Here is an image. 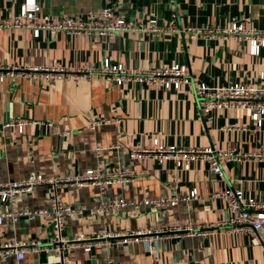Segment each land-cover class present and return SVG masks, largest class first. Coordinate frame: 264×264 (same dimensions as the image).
I'll use <instances>...</instances> for the list:
<instances>
[{"label": "crops", "instance_id": "1", "mask_svg": "<svg viewBox=\"0 0 264 264\" xmlns=\"http://www.w3.org/2000/svg\"><path fill=\"white\" fill-rule=\"evenodd\" d=\"M36 1L41 14L85 17L88 10L108 6L128 20L156 18L161 26L173 24L176 30L112 36L41 30L36 37L30 27L2 29L0 119L21 117L36 123L24 126L22 132L15 127L0 129V183L33 173L45 178L77 174L95 170L99 163L104 171L125 168L134 172V180L113 183L102 194L96 186L62 189L66 204L76 209L85 207L65 218L62 233L66 239L160 228L164 232L158 240L161 264H264V242L216 224L228 218L229 210L225 201L212 196L217 189L233 187L241 188L245 196L264 200V130H253L251 112L246 108L214 109L208 119L195 93L201 82L264 83V47L254 56L247 41L220 31L233 20L264 31V0ZM22 2L0 0V18L17 16ZM106 58L127 70L185 64L191 82L178 89L133 81L119 86L92 72L76 82L63 78L50 83L32 78L26 69L53 66L75 71L88 66L98 70ZM7 66L18 70L7 73ZM96 117L122 121L91 129L89 122ZM45 121L55 126L42 124ZM59 131L69 134L61 137ZM154 139L166 145L235 148L236 157L220 159L222 176L201 160L185 170L172 160L158 163L151 156L130 158L132 147L148 145ZM97 147L103 148L98 155ZM192 189L197 192L195 198L188 197ZM51 193L49 186H35L18 196L16 206L43 207ZM169 196L179 198L175 205L143 203ZM117 199L132 203L117 212L90 210L101 201ZM7 207L0 201V211ZM189 226H202L207 232L191 235L186 230ZM51 236L49 222L41 217L6 219L0 226V242L17 237L47 243ZM68 257L73 264H149V254L141 242L101 243L90 252L75 246L69 249ZM15 261L14 254L0 256V264ZM19 263L59 264V256L50 248L26 249Z\"/></svg>", "mask_w": 264, "mask_h": 264}, {"label": "built area", "instance_id": "2", "mask_svg": "<svg viewBox=\"0 0 264 264\" xmlns=\"http://www.w3.org/2000/svg\"><path fill=\"white\" fill-rule=\"evenodd\" d=\"M40 5L36 0H23L20 11L14 18H0V31L8 27H30L33 36H38L41 30L52 33L63 31L69 35H98L112 36L115 33L130 32H159L176 28L173 24L163 27L156 18L147 21L128 20L125 16L115 13L111 7L104 6L97 9L88 10L85 17L73 16H52L41 14ZM210 30V29H209ZM197 31H201L198 29ZM223 34H229L239 41H247L250 53L258 55L260 49L264 47V31L255 28H246L241 23L233 20L229 27L221 28ZM7 73L17 71L16 66H7ZM32 78H41L50 83H55L63 78H70L75 82L83 79L92 72H96L102 79L122 86L130 81L149 86L158 85L165 89H178L184 84H190V74L185 64L174 63L160 69H135L127 70L121 63L113 64L108 58L104 60L98 70L90 67L77 69L38 66L26 68ZM2 77V76H1ZM195 93L202 109L207 113L208 119L211 118L210 112L214 109L246 108L251 112L253 130H264V83H244L234 82L227 85H209L201 82L196 88ZM121 118L114 120L109 118H93L89 122L91 129L99 125L110 122L120 123ZM36 123L27 118H14L1 121L0 129L15 127L18 132H22L24 126ZM48 127L55 126L52 122H42ZM59 136H66L68 131L57 132ZM103 148L97 147V155ZM235 148L215 149L211 146L206 147H184L176 145H166L154 139L152 143L143 146H134L129 151L130 158L154 157L158 163L172 160L177 168L189 169L192 162L201 160L206 162L210 170L218 176L223 175L220 159H232L236 157ZM260 157V154H255ZM246 154L244 155V157ZM241 157H237L239 160ZM135 174L125 168L115 170H103V165L98 164L97 169H88L81 173L62 175L57 174L51 178H45L41 174L33 173L19 180H12L0 183V201L7 204L4 211H0V226L6 219L13 221L26 217L34 219L37 217L47 220L52 228V236L47 243L42 240H21L11 237L0 242V256L14 254L16 261L13 264H20L24 258L26 249L35 251L37 248H50L55 250L59 256V264H73L68 257L69 249L80 246L86 252L93 250L94 246L101 243H130L141 242L149 254V264H161L159 259L158 240L163 234L160 228L125 229L120 232H103L92 236H78L68 240L63 236L65 218L85 210V207L76 209L66 204L61 195L65 187H85L96 186L102 194L106 187L113 183H126L133 181ZM49 186L52 190L47 203L40 208L18 209L16 206L17 198L20 194L30 192L35 186ZM197 192L192 189L189 198H195ZM214 198L225 201L229 216L227 219H219L216 224L229 226L231 230L242 231L250 234L264 242V200L255 197L245 196L241 188L217 189L212 193ZM186 199V197L182 198ZM179 200L177 196L150 198L144 200V204L153 206L167 207L173 206ZM132 203L124 199L112 201H101L91 206L93 213L105 214L107 212H117L121 208ZM212 225V224H211ZM188 234L197 232H207L202 226L186 227ZM110 263V261H109Z\"/></svg>", "mask_w": 264, "mask_h": 264}]
</instances>
